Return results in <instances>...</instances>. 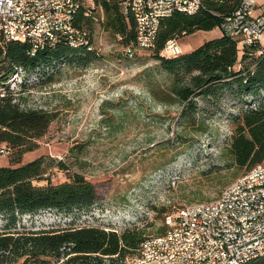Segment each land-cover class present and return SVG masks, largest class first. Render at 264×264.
Returning <instances> with one entry per match:
<instances>
[{
  "label": "rangeland",
  "instance_id": "1",
  "mask_svg": "<svg viewBox=\"0 0 264 264\" xmlns=\"http://www.w3.org/2000/svg\"><path fill=\"white\" fill-rule=\"evenodd\" d=\"M89 18L92 53L61 61L42 77L38 70L18 69L0 91H10L23 108L55 114L21 163L43 158V177L52 183L82 174L94 185L96 202L86 210L20 214L17 226L96 225L118 232L138 226L151 235L162 225L160 207L173 212L213 200L242 175L228 147L229 122L240 103L220 90L182 101L171 93V76L158 67L152 51L136 49L128 58L118 36L104 28L96 4ZM221 34L218 25L195 30L180 36L178 44L188 52ZM260 42L264 45V34ZM151 90L166 100L154 98ZM5 146L0 166L10 165L12 149ZM4 223L0 215V228Z\"/></svg>",
  "mask_w": 264,
  "mask_h": 264
},
{
  "label": "trees",
  "instance_id": "2",
  "mask_svg": "<svg viewBox=\"0 0 264 264\" xmlns=\"http://www.w3.org/2000/svg\"><path fill=\"white\" fill-rule=\"evenodd\" d=\"M204 2L205 8L200 13L174 12L163 19L152 52L159 62L158 67L171 76V93L182 101L189 103L192 94L213 97L216 90L239 101L238 112L229 122L232 133L228 147L233 164L243 174L264 159V46L259 55H256L258 45H251L239 57L236 40L222 33L191 51L174 57L161 55L169 39L195 30L215 28L222 13L232 11L237 3ZM100 5L104 28L118 36L122 46L133 45L136 32L132 16L116 2L104 0ZM83 11L81 5L75 24L86 27L90 16H85ZM31 49L28 42L0 41V86L5 85L18 69L38 70L42 77L49 67L53 69L61 61L93 52L87 47H71L64 43L38 49L34 54ZM238 64L240 68L236 69ZM151 93L156 99L166 100L155 90ZM20 105L10 91H0V154L2 150L6 151L5 145L12 149L10 165L0 166V215L5 220L0 228V264H124L125 258L150 236L145 234L144 228L132 226L120 232L96 225L18 228L20 214L46 209L58 212L86 210L97 199L94 185L80 173L70 174L66 181L52 183L43 177L46 171L43 158L21 163L22 155L34 148L36 139L46 132L55 114ZM55 165L63 168L60 162ZM43 180H46L45 184L38 183ZM169 213L165 206L158 209L157 217L162 219V225L151 235L165 230L164 218ZM244 264H264V256Z\"/></svg>",
  "mask_w": 264,
  "mask_h": 264
},
{
  "label": "built area",
  "instance_id": "3",
  "mask_svg": "<svg viewBox=\"0 0 264 264\" xmlns=\"http://www.w3.org/2000/svg\"><path fill=\"white\" fill-rule=\"evenodd\" d=\"M83 1L93 2L102 12L104 0H0V41L28 42L31 54L59 43L93 50L89 30L75 24L78 12H70V7ZM215 1L238 3V10L222 13L218 26L236 40L240 51L258 45L259 55L264 46L260 42L264 2ZM198 6H205L204 0H123L122 9L132 16L136 32L134 44L123 45V52L133 57L136 49L153 51L161 21L174 12L200 13ZM83 14L90 16V12ZM181 53L177 36L161 50L165 57ZM164 226L162 233L144 238L124 264H244L264 256V159L215 199L167 214Z\"/></svg>",
  "mask_w": 264,
  "mask_h": 264
},
{
  "label": "bare ground",
  "instance_id": "4",
  "mask_svg": "<svg viewBox=\"0 0 264 264\" xmlns=\"http://www.w3.org/2000/svg\"><path fill=\"white\" fill-rule=\"evenodd\" d=\"M115 2L120 4L121 7H123V0H115ZM232 4L233 3H229V5H232ZM81 5L84 7V12H90L91 8L94 7L93 2L83 1L82 4H75V7H70V12H77V10L79 9ZM204 8L205 6H198V12L203 10ZM229 10H231V8ZM233 10H238V3H236V6L233 8Z\"/></svg>",
  "mask_w": 264,
  "mask_h": 264
},
{
  "label": "crops",
  "instance_id": "5",
  "mask_svg": "<svg viewBox=\"0 0 264 264\" xmlns=\"http://www.w3.org/2000/svg\"><path fill=\"white\" fill-rule=\"evenodd\" d=\"M241 54H242V52L240 51V52H239V57L241 56ZM238 65H239V64H238ZM238 65H237V66H238Z\"/></svg>",
  "mask_w": 264,
  "mask_h": 264
}]
</instances>
